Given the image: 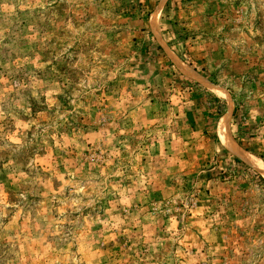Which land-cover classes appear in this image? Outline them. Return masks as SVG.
Listing matches in <instances>:
<instances>
[{"label":"rangeland","instance_id":"rangeland-1","mask_svg":"<svg viewBox=\"0 0 264 264\" xmlns=\"http://www.w3.org/2000/svg\"><path fill=\"white\" fill-rule=\"evenodd\" d=\"M0 264H264V0H0Z\"/></svg>","mask_w":264,"mask_h":264},{"label":"bare ground","instance_id":"bare-ground-1","mask_svg":"<svg viewBox=\"0 0 264 264\" xmlns=\"http://www.w3.org/2000/svg\"><path fill=\"white\" fill-rule=\"evenodd\" d=\"M226 120L227 119H223L222 122H221L222 124H221V129H220V135H221L222 141L225 142L226 145L229 146V148L231 149L232 146L230 145L229 140L227 141V139L225 137V134L222 131L223 125L225 124ZM233 151H235V149H233Z\"/></svg>","mask_w":264,"mask_h":264},{"label":"trees","instance_id":"trees-1","mask_svg":"<svg viewBox=\"0 0 264 264\" xmlns=\"http://www.w3.org/2000/svg\"><path fill=\"white\" fill-rule=\"evenodd\" d=\"M234 116H235V114H234Z\"/></svg>","mask_w":264,"mask_h":264}]
</instances>
